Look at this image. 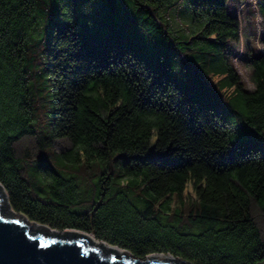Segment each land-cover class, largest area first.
I'll use <instances>...</instances> for the list:
<instances>
[{"label":"trees","instance_id":"obj_1","mask_svg":"<svg viewBox=\"0 0 264 264\" xmlns=\"http://www.w3.org/2000/svg\"><path fill=\"white\" fill-rule=\"evenodd\" d=\"M40 1L0 0V189L11 208L141 258L264 263V52L246 48L254 85L246 88L230 58L241 21L229 0L188 3L191 22L174 37L168 9L181 0H133L144 16L137 33L164 41L150 56L137 38L90 25L92 13L125 0H59L47 50L48 120L34 108L24 67ZM207 76L221 77L215 93L239 92L243 121L263 146L229 142L228 121L196 93ZM94 169L99 192L87 198L81 175Z\"/></svg>","mask_w":264,"mask_h":264},{"label":"rangeland","instance_id":"obj_2","mask_svg":"<svg viewBox=\"0 0 264 264\" xmlns=\"http://www.w3.org/2000/svg\"><path fill=\"white\" fill-rule=\"evenodd\" d=\"M191 1L193 0H181L178 7L168 9L173 22L172 28L169 29L172 37L176 35V31H179V33L185 32L186 23L191 22L188 5ZM259 4L260 0H229L230 12L235 14L241 21L240 42L231 44L230 50L236 53L231 55L230 58L237 66L245 83V87L249 89H252L254 85L250 79L251 69L245 60L246 48L251 47L254 52H258V50L264 52V44L261 41L262 36H264V19L260 13ZM61 5L62 3L59 0L40 1L37 24L29 32L27 37L29 51L24 60V67L29 76L28 84L31 101L33 102L35 110L40 114L44 113L47 120L51 115L52 107L50 75L46 69V64L48 63L47 50L50 43L51 25L58 17ZM110 5L108 4V8L106 7V9L97 14H91L95 21L90 24L92 25V29H96L100 25H105L104 31L106 34L115 33L117 30L119 33H126L128 36H131V42H134L137 38L138 50L144 56L154 55L158 49L164 51V41L161 37L150 40L146 36V32L139 31L137 33L138 23L141 21V17L144 16L137 11V6L133 0H125L123 3L118 2L114 9ZM162 9L164 11L166 7ZM104 17L106 18L105 20H103ZM85 27H87L86 21L80 19L79 29L82 30ZM121 28H126L127 30L122 32ZM111 29H114V31L111 32ZM201 45L209 48L208 42H203ZM235 55L237 56L234 59ZM209 78L210 76L202 78V81L206 85L201 86L200 90L196 91V93H198L204 102L213 106L228 121L230 126L229 142L234 145L257 143L263 146V141L260 139V136L256 131H251L248 122L243 121L240 113L245 115L247 113V107L241 95H237L239 92L235 91V93L233 90L230 93L226 90H220V93L217 94L211 89H213L212 85L218 82L219 78L213 77L210 80ZM220 88L221 85L218 86V89ZM154 141L155 139H153ZM81 176V180L87 182L85 196L87 198H96L99 192L97 189V183L100 179L99 170H88L83 172ZM185 193L186 195L192 194L194 196L191 185L187 186ZM114 205L119 206L117 203ZM93 235L95 236V234Z\"/></svg>","mask_w":264,"mask_h":264},{"label":"water","instance_id":"obj_3","mask_svg":"<svg viewBox=\"0 0 264 264\" xmlns=\"http://www.w3.org/2000/svg\"><path fill=\"white\" fill-rule=\"evenodd\" d=\"M67 231L74 234L15 212L0 189V264H197L171 253L141 258L91 233Z\"/></svg>","mask_w":264,"mask_h":264},{"label":"bare ground","instance_id":"obj_4","mask_svg":"<svg viewBox=\"0 0 264 264\" xmlns=\"http://www.w3.org/2000/svg\"><path fill=\"white\" fill-rule=\"evenodd\" d=\"M33 227V229H34V226H32ZM93 235V234H92ZM94 236V235H93ZM95 237V236H94ZM120 248V247H119Z\"/></svg>","mask_w":264,"mask_h":264},{"label":"crops","instance_id":"obj_5","mask_svg":"<svg viewBox=\"0 0 264 264\" xmlns=\"http://www.w3.org/2000/svg\"><path fill=\"white\" fill-rule=\"evenodd\" d=\"M234 15H235V14H234ZM218 78H219V80L221 79V77H218ZM219 80H218V81H219Z\"/></svg>","mask_w":264,"mask_h":264},{"label":"built area","instance_id":"obj_6","mask_svg":"<svg viewBox=\"0 0 264 264\" xmlns=\"http://www.w3.org/2000/svg\"><path fill=\"white\" fill-rule=\"evenodd\" d=\"M260 3H261V1H260Z\"/></svg>","mask_w":264,"mask_h":264}]
</instances>
